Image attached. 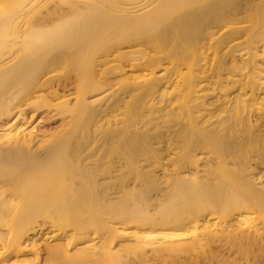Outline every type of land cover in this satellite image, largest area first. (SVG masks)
<instances>
[{"label":"bare ground","instance_id":"bare-ground-1","mask_svg":"<svg viewBox=\"0 0 264 264\" xmlns=\"http://www.w3.org/2000/svg\"><path fill=\"white\" fill-rule=\"evenodd\" d=\"M0 264H264V0H0Z\"/></svg>","mask_w":264,"mask_h":264},{"label":"rangeland","instance_id":"rangeland-1","mask_svg":"<svg viewBox=\"0 0 264 264\" xmlns=\"http://www.w3.org/2000/svg\"><path fill=\"white\" fill-rule=\"evenodd\" d=\"M27 125L34 126L37 130H41V131H53L54 128L58 125V122L47 121L44 119V116L42 115L35 117L34 119H30V122Z\"/></svg>","mask_w":264,"mask_h":264}]
</instances>
